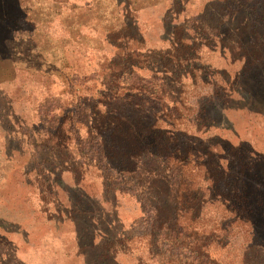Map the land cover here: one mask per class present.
I'll return each instance as SVG.
<instances>
[{"label":"trees","instance_id":"obj_1","mask_svg":"<svg viewBox=\"0 0 264 264\" xmlns=\"http://www.w3.org/2000/svg\"><path fill=\"white\" fill-rule=\"evenodd\" d=\"M263 12L257 0L209 1L196 16L165 20L172 29L165 47H151L139 26L127 22L101 39L105 48L88 51L94 76L75 74L66 89L52 91L53 76L33 74L42 90L36 109L27 117L7 110L2 120L7 137L20 133L17 142L40 149V159L23 170L25 181L0 185V216L21 227L19 253L38 258L28 264H121L119 254L131 264H226L211 251L229 245L221 239L234 224L249 230L239 264H264V152L243 140L228 149L211 136L233 101L264 99V69L257 64L264 58ZM216 58L242 66L230 75ZM252 65L258 68L248 73ZM187 85L199 90L192 105L181 97ZM186 106L191 112H180ZM205 170L207 191L193 189L186 174ZM91 180H99L100 198L88 192ZM59 191L68 207L60 206ZM207 204L218 208L208 231ZM64 221L73 223L70 230L55 226ZM8 236L0 230V257L10 264Z\"/></svg>","mask_w":264,"mask_h":264},{"label":"rangeland","instance_id":"obj_2","mask_svg":"<svg viewBox=\"0 0 264 264\" xmlns=\"http://www.w3.org/2000/svg\"><path fill=\"white\" fill-rule=\"evenodd\" d=\"M209 1L212 0H185L183 6L176 5L174 0H0V185L14 186L17 181H25L23 170L28 168L33 158L35 161L40 159V149L34 150L24 141L17 142L20 133L14 132L10 138L7 137L8 125L2 120V115L7 110L27 117L31 115L32 109H36V102L41 99L42 90L34 82L36 80L34 73L42 72L53 76L56 83L52 86V91L64 90L71 79L76 77L75 74L94 76L95 60L88 51L96 47L105 48L100 41L110 31L120 29L127 22L136 23L148 45L165 47L166 41H162L166 34L168 36V32L172 31L170 24L165 23V20L171 16L177 21L196 16L204 10ZM257 1L264 3V0ZM261 15H264V12ZM54 22L59 24L51 36L50 25ZM87 53L88 56L85 57ZM259 57L261 63L257 64L263 70L264 58ZM212 61L218 68H226L230 75L242 66L239 62L227 65L218 58ZM18 68L21 71H18ZM256 68L258 67L252 65L248 73H252ZM184 90L181 97L187 98L186 101L192 105L199 90L191 91L188 85ZM201 90H206V86ZM156 104L152 103V108H156ZM190 109L192 107L186 106L180 109V112L187 114L191 112ZM28 120L29 123L36 122L33 119ZM216 134L224 140L222 143L228 149H234L243 140L253 143L257 150L264 152V99L262 101L255 98L252 103L245 99L233 101L229 108L220 114L219 128L212 132L211 136ZM206 136L201 135L203 139H206ZM212 141L216 142L217 139L212 138ZM246 146L249 149L248 143ZM210 163L201 164L207 168ZM208 177L206 170L203 173L186 174V178L192 181L193 189L198 188L202 191H207L210 183ZM86 188L91 195L100 198L99 180L88 181ZM6 192L9 196L16 194V191ZM26 192L37 194V191ZM18 195L17 198L23 196ZM49 197L46 196V199ZM56 197L60 201V206H69L65 192L59 191ZM18 202L20 200H15L17 207ZM129 206L127 198L119 199V214L123 217L128 216ZM217 209L216 205L205 206L202 224L206 231L210 229ZM138 214V209H135L133 216ZM40 223L46 228L49 226L47 224H50L44 220ZM72 225L70 221L55 223L57 228L64 230H70ZM18 227L0 216V230H8L10 233L7 240L12 242L10 252L15 254L11 257L10 264L36 263L38 258L34 257L32 252L24 249L19 253L21 247L17 239H20L21 227ZM36 232L39 233L37 229ZM228 234L227 239L221 241H230L229 245L227 247L220 245L221 249L214 246L212 251L210 250L211 255L226 264H239L241 252L248 245L249 230L246 226L234 224ZM42 235H47L44 239L50 237L49 232ZM67 237L61 239L65 240ZM28 238L31 240L29 235ZM208 238L215 242L214 238ZM118 261L121 264H131L125 254H119ZM0 264H9L8 259H5V256L0 257Z\"/></svg>","mask_w":264,"mask_h":264}]
</instances>
